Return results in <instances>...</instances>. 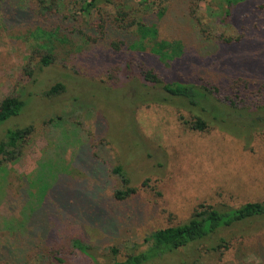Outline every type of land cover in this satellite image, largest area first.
<instances>
[{
  "label": "rangeland",
  "instance_id": "1",
  "mask_svg": "<svg viewBox=\"0 0 264 264\" xmlns=\"http://www.w3.org/2000/svg\"><path fill=\"white\" fill-rule=\"evenodd\" d=\"M103 1L101 14L115 12L113 2ZM218 1L201 0L198 14L208 31L240 41L223 45L214 36L204 39L189 25L190 7L174 1L158 38L181 41L185 52L172 62L147 57L145 65L165 81L218 86L225 94L241 79L249 86L246 93L260 90L264 96V0H248L226 24ZM6 7L18 18L9 19ZM26 7L25 0H0V104L8 96L27 101L19 117L0 124V140L9 128L34 126L16 159L0 155V264H13L7 257L22 250L19 264H38L28 247L48 231L81 238L98 261L110 264L111 247L119 250L115 259L123 260L128 252L145 249L144 238L152 231L186 222L200 203L237 207L264 201V110L255 109L259 124L247 130L246 114L213 98L203 100L208 112L170 97L162 85H146L140 70L125 69V53L114 56L106 47L97 57L90 44L79 49L82 40L56 39V62L41 66L47 46L36 23L26 20ZM71 9L80 15L79 4ZM97 16H83L81 22L88 26ZM58 82L64 90L48 95ZM198 115L208 121L207 130L191 127ZM90 146L108 169L124 168L138 187L135 196L112 198L120 181L109 172L106 180L97 176L102 168L91 169ZM222 237L230 247L212 250ZM73 264L94 263L79 255ZM147 264H264V217Z\"/></svg>",
  "mask_w": 264,
  "mask_h": 264
},
{
  "label": "trees",
  "instance_id": "2",
  "mask_svg": "<svg viewBox=\"0 0 264 264\" xmlns=\"http://www.w3.org/2000/svg\"><path fill=\"white\" fill-rule=\"evenodd\" d=\"M174 1H177L182 6L186 4L190 7L192 17L188 21L189 25L198 35L204 36V39L209 40L214 36L217 40L216 42L223 45L232 44L239 40L237 38L234 41V39H228L222 33L213 34L210 30L208 31L207 24L197 11L201 0H162L160 3L154 0H134L133 2L118 3L115 0H109V3H114L113 5L116 9L115 12L105 15L101 14L99 8L101 3L104 2L103 0H52L51 4L47 6H43L45 0H25L27 4L26 20L36 23L37 30L40 32V36L44 38L47 46L46 53L39 62L41 66L56 62V47H54L56 46L54 43L56 39L60 40L59 42H73L74 44H78L79 40H82L79 43L82 44L79 45V49H82L84 45L90 44L91 51L97 57H102L97 52L102 54L104 48L107 47L114 56L125 53L128 57L125 60L124 68L140 70L146 85H162L168 96L182 98L190 105L200 106L205 111L208 108L203 100L213 98L223 106L233 108L242 116L246 114L247 117L244 120L245 122H242V127L247 130L255 128L259 124L257 120H260V117L259 115L254 117L253 112L256 111L255 109L264 110V96L260 90L246 93V89L249 87L247 82L241 79L234 80L229 92L225 94L218 86L212 88L207 84L198 85L194 82L165 81L156 71V68L145 65L144 58L146 59L147 57L153 56L161 62H172L176 58L182 57L185 52L184 44L181 41L170 42L165 39L159 40L158 38L160 23L171 13ZM247 1H218V7H222V10H220L221 22L225 24L230 22L234 18L236 8ZM76 4L81 7L80 15H75L71 9V5ZM42 7L48 8L44 10ZM6 8L9 10V19L15 20L18 18L16 10L12 9L13 7ZM94 13L99 16L92 19L88 26H84L81 18L83 16L90 17ZM186 49L189 52L187 47ZM33 72L29 70L28 73L32 76ZM242 83H244V90H242ZM64 88L65 85L58 82L52 85L46 93L48 95H56L63 91ZM33 94H29V96H33ZM242 102L248 105L246 106L248 109L239 108ZM203 103L204 105H202ZM26 104L27 101L20 96L6 97L0 104V124L12 117H19ZM215 116L217 117V115ZM55 119V117H50L52 122ZM190 125L193 129L201 131L209 128L208 121L200 115L192 119ZM33 131V125L9 128L5 138L0 140V155L2 159L5 161L16 159L22 153L23 144L29 141ZM90 149V153H92L91 146ZM91 157V169L98 172V167L102 168L100 175H97L101 180H106L109 172L120 181V185L113 190L112 198L114 200L126 201L137 194L138 187L131 184L128 173L121 165L108 169L106 161L100 160L94 151ZM260 217H264V201H249L237 207L230 205L219 207L203 202L196 206L191 217L186 222L160 228L149 233L144 238L146 248L139 252H128L123 260L115 259V256L119 254V250L116 247H111L110 252L114 256V260L110 264H147L155 259L177 252L181 248L209 238L222 229ZM40 238L41 240L38 238L31 247H28V251L31 250V255L36 258L38 264H73L74 256L79 255L86 259H91L94 264H105L96 259V256L89 251L88 245L81 238L65 234L64 232L53 233L49 231ZM229 247L230 243L222 237L221 241L212 246L211 249L221 250L224 248L223 250L225 251ZM6 249L8 248L6 247ZM17 250L22 249L11 248L8 251L18 253ZM25 253L26 251L22 250L18 256L13 255L14 259H12V255L7 257V259L9 258L13 264H19ZM5 255L7 256V252ZM91 255L93 259L90 258Z\"/></svg>",
  "mask_w": 264,
  "mask_h": 264
}]
</instances>
